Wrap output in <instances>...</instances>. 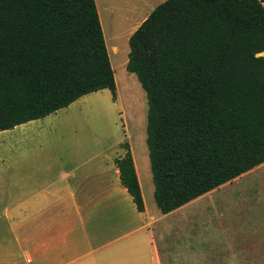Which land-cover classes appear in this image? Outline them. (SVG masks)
I'll use <instances>...</instances> for the list:
<instances>
[{"label": "trees", "instance_id": "16d2710c", "mask_svg": "<svg viewBox=\"0 0 264 264\" xmlns=\"http://www.w3.org/2000/svg\"><path fill=\"white\" fill-rule=\"evenodd\" d=\"M129 46L162 213L264 164V0H166ZM103 88L116 98L96 0H0V131ZM124 146L121 182L143 211Z\"/></svg>", "mask_w": 264, "mask_h": 264}, {"label": "crops", "instance_id": "0c3cea01", "mask_svg": "<svg viewBox=\"0 0 264 264\" xmlns=\"http://www.w3.org/2000/svg\"><path fill=\"white\" fill-rule=\"evenodd\" d=\"M164 1L96 0L104 36L116 44L120 30L132 26L130 38ZM118 4L120 14L106 25V34L102 10L104 20H112ZM127 62L126 57L119 69ZM112 66L116 98L103 88L45 117L0 131V264H233L249 247L264 264V217L242 199L212 196L224 184L161 212L146 143L145 99L135 88L127 110L119 83L124 87L135 73L121 69L117 77ZM100 101L109 106L103 113L73 108ZM125 143L134 158L143 211L122 184L116 164L127 152ZM238 225L260 234L245 237L241 251L232 238Z\"/></svg>", "mask_w": 264, "mask_h": 264}, {"label": "rangeland", "instance_id": "374dc122", "mask_svg": "<svg viewBox=\"0 0 264 264\" xmlns=\"http://www.w3.org/2000/svg\"><path fill=\"white\" fill-rule=\"evenodd\" d=\"M120 5L118 4V5L113 6L115 11L111 12V16H113L112 20H110V18H107L105 21L104 20L105 11L102 10V19L104 21V27H106V34H107V26L109 27L110 25H113L114 18L118 14H120L119 13ZM101 24H102V22H101ZM102 26H103V24H102ZM131 27L120 30V33L118 36L119 39H116V42H117L116 44L111 42L109 36L105 37L106 44H107L108 51H109V55H110V59L112 60V65H114V67H116L115 69H116L117 77L120 76L121 69L125 70L127 72V74H132V73H130V71L127 70L126 67L119 69V67H122L123 60L126 57L128 58L130 46H129V37L127 35L129 33V29ZM113 48L119 49L120 56H116V55L112 54L111 49H113ZM133 76H135V79L128 81L127 84L124 85V87H121V83H119V88L122 91V97H121L122 103L124 104V107L127 109L128 103L132 102V97L136 93L135 88L138 89L142 93V95L145 99V102H146V117H147L148 102H147L146 92H145L144 88L142 87L140 81L136 77V75L133 74ZM82 105H83V103L82 104L80 103L73 108H80V107L88 108V110L93 109L96 111H100L102 113L105 110L107 111L109 108L108 104H104L101 101L100 102H90L84 106H82ZM127 110H129V109H127ZM126 114L128 116V114H130L129 111L128 112L126 111ZM60 118H61V120H64L66 118L64 113L60 116ZM130 125H131V123L129 124V126ZM141 163H142V161H141ZM143 170H144V166L142 163L141 164V171L143 172ZM229 183H226L227 185L224 184L225 186L223 185L224 187L220 188L218 191H215V193H213L212 196H214L216 198L235 197V198H237V200L242 199V201L246 205L247 204H253L257 209L260 210V213H262L261 215H263V217H264V164L256 167L255 169L251 170L250 172L246 173V175L236 179L232 184H229ZM241 205H243V203H241ZM252 231L253 230H251V229L248 231V229H244L240 225H238V228L232 230V238L235 239V242L237 243V245H234V247L236 248V251H241L242 249H244V246H242L241 243L243 242V239L245 237H248L250 239L255 238L256 236L258 238L260 237L259 233L255 234V232L254 231L252 232ZM221 233H223V232H219L218 235H220ZM225 233H227V231ZM239 257H240V260L236 261L233 264H247V263H251L252 260L254 263L259 264L260 254H259V252L257 253L255 251V248L252 247V249H250V247H249L248 252L239 253ZM245 257H247L246 261H245Z\"/></svg>", "mask_w": 264, "mask_h": 264}, {"label": "bare ground", "instance_id": "6f19581e", "mask_svg": "<svg viewBox=\"0 0 264 264\" xmlns=\"http://www.w3.org/2000/svg\"><path fill=\"white\" fill-rule=\"evenodd\" d=\"M111 51H112L113 55L120 56V51L118 48H113V49H111Z\"/></svg>", "mask_w": 264, "mask_h": 264}, {"label": "built area", "instance_id": "2783aa9c", "mask_svg": "<svg viewBox=\"0 0 264 264\" xmlns=\"http://www.w3.org/2000/svg\"><path fill=\"white\" fill-rule=\"evenodd\" d=\"M30 261V259H28Z\"/></svg>", "mask_w": 264, "mask_h": 264}]
</instances>
